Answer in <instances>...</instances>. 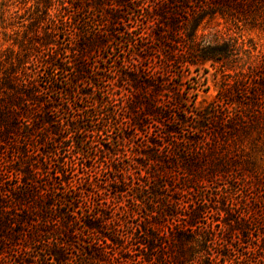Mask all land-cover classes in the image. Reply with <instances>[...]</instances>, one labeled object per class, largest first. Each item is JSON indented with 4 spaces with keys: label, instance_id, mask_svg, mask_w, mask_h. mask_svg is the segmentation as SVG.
Instances as JSON below:
<instances>
[{
    "label": "trees",
    "instance_id": "16d2710c",
    "mask_svg": "<svg viewBox=\"0 0 264 264\" xmlns=\"http://www.w3.org/2000/svg\"><path fill=\"white\" fill-rule=\"evenodd\" d=\"M16 1L0 264H264V54L237 69L246 50L210 28L264 31V0ZM200 69L223 77L202 107Z\"/></svg>",
    "mask_w": 264,
    "mask_h": 264
},
{
    "label": "rangeland",
    "instance_id": "374dc122",
    "mask_svg": "<svg viewBox=\"0 0 264 264\" xmlns=\"http://www.w3.org/2000/svg\"><path fill=\"white\" fill-rule=\"evenodd\" d=\"M17 4L18 2L16 0H0V11L8 9V12L5 10V15L9 16V14H11L10 23H13L16 26L20 25L22 22L26 23L25 19L31 12V10L24 11V9H20L22 5H19L18 7ZM16 26H14V28H16ZM210 28L220 30L225 35H231L238 38L243 49L246 50L238 61L237 69L246 68L247 65L254 62L256 63V61L262 57V54H264V31L259 27H250L248 25H243L242 23L233 25L230 21L220 19L212 22ZM1 38L6 39L7 37L2 35ZM5 43L7 44L8 42ZM122 46L126 50L130 48L127 43H122ZM107 51H111V49H97L96 55L92 53V57L95 58L97 56V59L101 61V59L98 58L99 55L107 54ZM91 61H93V59ZM190 77L191 79L186 80L184 86L189 88L198 87L197 92H195L197 95L193 96V93H191L189 101H192L195 98L194 105L199 107L204 106L215 98L221 83L223 82L221 73L214 69H209L207 72L204 71V69L192 71Z\"/></svg>",
    "mask_w": 264,
    "mask_h": 264
}]
</instances>
